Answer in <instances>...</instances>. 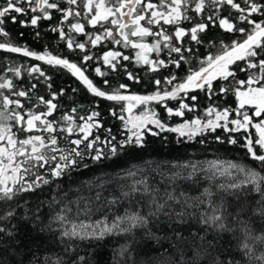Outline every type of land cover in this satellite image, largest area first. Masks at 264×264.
Instances as JSON below:
<instances>
[{
	"label": "snow or ice",
	"instance_id": "6c2138e0",
	"mask_svg": "<svg viewBox=\"0 0 264 264\" xmlns=\"http://www.w3.org/2000/svg\"><path fill=\"white\" fill-rule=\"evenodd\" d=\"M55 14H59L60 18L50 30L58 33L59 39L65 43L70 53L74 54L79 50L81 53L79 63L48 51L38 53L17 45L12 41L10 32L6 30L8 23L13 25L19 23L22 27L31 26L38 29L42 21L53 20ZM24 17L27 19H23ZM82 20L84 22H81ZM185 21L191 24L190 28L181 26ZM86 25L96 29L99 34L88 32ZM165 25L171 26L172 30L169 31L164 27ZM210 27L222 29L225 33H239L242 39L233 40L227 47H222L217 54H209L206 60L199 61L198 68H193L189 58L194 54L191 45L204 43L201 34L206 33ZM75 34L84 35L86 40L84 42L76 40ZM35 35L36 39L40 38L39 31ZM0 38H2L0 52L20 54L49 66L48 69H44L41 65L24 68L23 71L30 79L37 81L27 87L15 82L16 78L22 76V69L16 66L15 62H12V67L9 68L12 78L0 76V201L8 204L7 210L0 214V221L11 220L16 215L15 207L9 202H13L22 193L34 192L42 185L51 183L40 169H45L47 176L52 179L61 178L68 171L76 170L81 165L84 168L89 167L84 163L86 158L100 163L104 159L117 156L125 148L144 147L146 134L159 136L161 132L168 131L191 139L203 134L205 129L214 131L216 128H222L230 133L249 132L250 129H255V137L245 136L242 147L246 149L247 155L258 163L259 171L232 162H227L226 167L219 163L212 165L213 169L220 171H213L211 179L220 174L231 175L233 170L237 174V179L233 182L217 185L218 193L235 198L232 211L228 210L224 195L220 196L219 204L211 199L213 196L211 187L204 190L195 205L204 203L207 199L209 207L201 215L202 223L217 232H238L239 237H235L239 240L238 250L250 262L264 264V252L255 254V244L264 245V233L253 235L250 222L251 217L254 216L264 220V0H3V4H0ZM148 38H152V41L149 42ZM104 40L137 50L136 63L148 65L153 73L170 65L179 69L184 62L190 65L188 75L180 78L178 82L175 75L154 79L152 82L158 90L152 95H125L121 90H126L127 84L119 83L116 87H112L109 79H103V85L110 88V91H106L85 74L88 62L94 59V56L89 54L88 46L94 48ZM165 50H167V59L150 58V54L155 53L159 57ZM97 59H102L109 72L119 73L123 69L128 80L139 82V78L129 72L126 65L120 63L121 60L130 61L129 55L109 50ZM241 61L244 62L245 67L240 66L238 62ZM233 65L240 71L246 72L247 78L236 80ZM253 69L256 71H251ZM48 70L70 74L92 96L120 104L121 113L132 111L133 104L126 103L129 101L138 102L139 105L150 101L157 103L166 100L180 101L175 110L165 105L169 117H182L185 110H193L195 105L183 102L189 91L199 89L206 94H214L213 81L217 78L228 81L231 77L236 85L234 94L238 101V108L234 111L239 118L229 120L228 109L215 111L209 108L208 115L215 113V121L208 120L203 123L200 119H196L170 127L155 112L149 110L144 116L137 117L138 122L129 121L131 127L125 124L127 135L123 140H117L116 136L112 135L111 129L104 130L106 136L101 140L99 135H93L94 130L103 128L97 119L100 116L98 111L93 110L88 115L77 117L73 114L78 109L72 108L70 113L62 114L59 120L49 119L60 107L54 101L58 96L65 95V89L50 91L47 99L45 96L35 94L40 82H43L48 89H52L50 77L46 75ZM94 72L99 77L109 75V72L102 71L99 66L95 67ZM165 84L172 86L171 89L165 90L163 87ZM79 90V88L72 89L73 92ZM231 90L233 89L225 86L219 88L221 93ZM187 99L197 101L198 97L190 95ZM246 106L252 108L251 114L244 111ZM41 107H43L42 111L39 110ZM111 114L122 122L125 121V116L118 114L114 109L111 110ZM77 119L83 123H77ZM229 124L232 127H229ZM149 125H153L159 131L153 130ZM78 134L79 138L69 139ZM61 139L66 141L67 145L75 147H61ZM216 139L221 138L216 137ZM228 142L235 145L238 140L230 138ZM97 144H102L104 147L99 148ZM176 167L181 170L173 173L169 183H174L177 179H191L197 170L195 164ZM189 167L192 169L191 172L187 171ZM137 171L129 170L128 176L135 177ZM128 187L129 191L123 193L124 197L140 193L143 197L151 199L154 206V211L150 212L152 216L162 212L169 201H176L185 207L191 199L184 192H175V189L171 192L167 189L161 192L160 189L153 187L144 175L134 180ZM253 192L259 195L258 200L251 195ZM252 201H255L257 207L248 206ZM62 211L67 212L68 209L64 208ZM175 215L180 217L184 213L178 212ZM55 219L64 221L66 216L58 214ZM148 223L147 216L136 212L117 217L111 227H104L98 232L95 229L89 232L81 226L79 230L73 228L70 231H63L62 236L81 241L100 240L105 235L117 231L133 233L138 228L146 227ZM0 233L7 236L14 235L12 228L2 224H0ZM124 251H127V248L122 249L121 254ZM65 254L67 260L57 257L55 264H89L86 256L91 255V253L80 255L71 247L65 249ZM217 264H238V262L230 254H226Z\"/></svg>",
	"mask_w": 264,
	"mask_h": 264
},
{
	"label": "trees",
	"instance_id": "16d2710c",
	"mask_svg": "<svg viewBox=\"0 0 264 264\" xmlns=\"http://www.w3.org/2000/svg\"><path fill=\"white\" fill-rule=\"evenodd\" d=\"M0 4H3V0H0ZM59 18V14H55L53 20L42 21L38 29L31 26L22 27L19 23L15 25L8 23L6 30L10 32L12 41L17 45L30 48L38 53L48 51L53 55H61L79 63L81 55L79 50H76L74 54L70 53L66 49L65 43L59 39L58 33L50 30ZM23 19H27V17ZM181 26L190 28L191 24L185 21ZM164 27L169 31L172 30L169 25ZM86 30L93 34H99L90 25H86ZM37 31L40 34L39 39H36ZM65 31H67L66 26ZM21 33H23L22 36ZM201 35L204 43L191 45L194 54L189 58L193 68H198L199 61L206 60L209 54H217L222 47H227L233 40L242 39L239 33H225L216 27H210L206 33ZM75 39L84 42L86 37L75 34ZM148 40L151 42L152 38H148ZM88 47L89 54L93 55L94 59L88 62L85 74L106 91H110V88L103 85V79H109L112 87H116L119 83L127 84L128 88L121 90L125 95L155 93L158 89L152 82L154 79L175 75L178 82L180 78L188 75L190 67L188 63L182 62L179 69L170 65L168 68H162L153 73L149 70L148 65L136 63L135 52L137 50L131 47L115 45L110 40H104L94 48L90 45ZM109 50L120 51L131 57L130 61L121 60L120 63L126 65L127 70L139 78V82L128 80L123 69L119 73L109 72L102 59H97ZM166 51L159 57L152 53L150 58L167 59ZM185 55L189 56L188 53ZM12 62L22 69V76L16 78L15 82L23 87H27L30 83H37L23 71L24 68H30L33 65H41L44 69L49 67L30 57L25 58L20 54L0 52V76L12 78V73L9 71ZM238 63L241 67H245L244 62ZM97 66L101 67L102 71L109 72V75L107 77L96 76L94 69ZM232 68L236 71V80L247 78L246 72L240 71L235 65ZM46 75L50 77L52 89H48L43 82H40L35 94L45 96L47 99L50 91L65 89V95L58 96L54 101L60 107L49 119L59 120L62 114L70 113L72 108L78 109L73 114L77 117L88 115L95 110L100 113L97 119L103 128L94 130L93 135H99L103 140L106 136L104 130L111 129L112 135L116 136L117 140L124 139V136L127 135L125 121L122 122L111 114L112 109L118 114L128 113L127 111L121 113L120 104L92 96L70 74L48 70ZM220 86L233 90L221 93ZM163 87L165 90H170L172 86L165 84ZM213 87L214 94H206L199 89L189 91V95H186L184 100L195 107L192 111L185 110L182 117H169L165 110V105L175 110L180 102L178 100H166L163 103L153 101L151 104L156 110L157 116L170 127L184 119L192 118V116H202L207 107L213 108L215 111L228 109L229 120L239 118L234 111L238 108V101L234 94L236 85L232 78L229 77L228 81L217 78L213 81ZM73 88L80 90L73 92ZM190 95H197V101L187 99V96ZM39 110L42 111L43 107ZM244 111L251 114L252 108L246 106ZM209 120L215 121V116ZM207 121L205 120L204 123ZM77 123L83 122L77 119ZM221 123L225 122L221 121ZM151 127L153 130L159 131L153 125ZM229 127L232 125L229 124ZM255 135V129H250L249 132L230 133L222 128H216L214 131L205 129L203 134L191 139L168 131L161 132L159 136L146 134L144 147L125 148L117 156L104 159L100 163L86 158L84 163L89 167L84 168L81 165L76 170L68 171L61 178L52 179L47 176L45 169H40V172L46 175L51 183L42 185L34 192L22 193L13 202H9L12 207H15L16 215L11 220L0 221V224L12 228L14 233L12 236L0 233V264H55L57 257L67 260L65 249L69 247L80 255L91 253L86 256L89 264H217L218 260L223 259L226 254L234 257L238 264H255L238 250L239 240L235 238L239 237L238 232H217L202 223L201 215L209 207L207 199L204 203L195 205L197 198L202 197L204 190L211 187L213 191L211 199L219 204L220 196L224 195L228 210L232 211L235 198L218 193L217 185L233 182L237 179V174L233 170L231 175L220 174L211 179L213 171H220V169H213L212 165L219 163L226 167L227 162H232L259 171L258 163L253 161L247 155L246 149L242 147L245 136L255 137ZM73 136L69 139H73ZM216 137L221 139L217 140ZM230 138H237V144L229 143ZM60 146L75 147L67 145L63 139L60 141ZM97 147L103 148L104 145L97 144ZM191 164L197 165L196 173L191 179H177L174 183L168 182L174 172L181 170L176 167L177 165ZM129 170H138L137 175L135 177L128 176ZM187 171L191 172V167ZM142 175L146 176L149 183L160 189L161 192L165 189L170 192L174 189L175 192H184L187 197L191 198L188 206L182 207L176 201H169L168 206L158 215H150V212L154 211L150 198L143 197L140 193L128 197L123 196L124 192L129 191L128 186L134 180L140 179ZM97 194H99V199H97ZM251 195L257 200L259 199L257 193L253 192ZM248 206L257 207L255 201L250 202ZM7 207L8 204L0 201V214H3ZM64 208H67L68 211L63 212ZM136 212L147 216L149 223L146 227L138 228L133 233L117 231L114 234L105 235L100 240L83 241L62 236L63 231H70L73 228L79 230L81 226L89 232L93 229L98 232L104 227H111L117 217H124L126 214ZM178 212H183L184 215L178 217L175 215ZM58 214L65 215L66 219L57 221L55 217ZM250 222L253 235L264 233V220L254 216L251 217ZM49 226H51V230H49ZM121 226L123 227V225ZM124 248H127V251L121 254V250ZM261 252H264V245L256 243L255 254L259 255Z\"/></svg>",
	"mask_w": 264,
	"mask_h": 264
},
{
	"label": "rangeland",
	"instance_id": "374dc122",
	"mask_svg": "<svg viewBox=\"0 0 264 264\" xmlns=\"http://www.w3.org/2000/svg\"><path fill=\"white\" fill-rule=\"evenodd\" d=\"M135 39L136 38H134V40ZM43 52H45V51H43ZM43 52H41V53H43ZM241 90H243V89H241ZM152 94H154V93H152ZM152 94H146V95H152ZM133 95H141V96H143L142 94H133ZM187 95H189V93H187ZM183 102L184 103H187L185 100H183ZM126 103L133 104L132 111L131 112H128L127 114H124V116H125V124H128L129 127H131V124L128 123L129 121H131V122H138L137 117L138 116H144L145 113H147L149 110H151L152 112H155L156 113V110L153 109L152 104H151V103H153V101L147 102L144 105H139L138 102H135V101H129V102H126ZM209 108L210 107H207L203 111L202 116H192V118L184 119L181 122L174 124L173 127H176V126H178V125H180L182 123H188V122H190L192 120H196V119H200L204 123L205 120L207 121V120L211 119V117L215 116V113H213L212 115H208L207 110ZM149 127H151V125H149Z\"/></svg>",
	"mask_w": 264,
	"mask_h": 264
},
{
	"label": "flooded vegetation",
	"instance_id": "af4514ba",
	"mask_svg": "<svg viewBox=\"0 0 264 264\" xmlns=\"http://www.w3.org/2000/svg\"><path fill=\"white\" fill-rule=\"evenodd\" d=\"M77 138H79V134L76 136H73V139H77Z\"/></svg>",
	"mask_w": 264,
	"mask_h": 264
}]
</instances>
